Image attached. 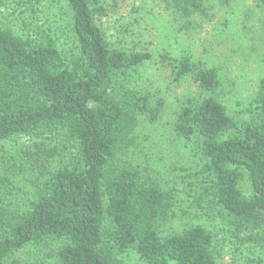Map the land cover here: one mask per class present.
Returning a JSON list of instances; mask_svg holds the SVG:
<instances>
[{
    "label": "trees",
    "instance_id": "obj_1",
    "mask_svg": "<svg viewBox=\"0 0 264 264\" xmlns=\"http://www.w3.org/2000/svg\"><path fill=\"white\" fill-rule=\"evenodd\" d=\"M18 1L33 14L44 0ZM202 2L171 0L172 14L189 19ZM256 2L264 11V0ZM59 3L75 41L70 53L50 32L0 22V143L32 141L17 167L25 198L0 175V264H32L30 255L46 253L55 264H129L132 254L140 264H222L220 241L202 223L163 235L175 195L131 158L143 121L162 111L133 82L151 53L118 42L104 0ZM173 61L175 75L191 77L203 94L181 107L173 131L200 143L207 209L230 219L238 235L252 234L264 226V79L259 116L237 122L218 100V69L189 56Z\"/></svg>",
    "mask_w": 264,
    "mask_h": 264
},
{
    "label": "rangeland",
    "instance_id": "obj_2",
    "mask_svg": "<svg viewBox=\"0 0 264 264\" xmlns=\"http://www.w3.org/2000/svg\"><path fill=\"white\" fill-rule=\"evenodd\" d=\"M202 1L201 12L182 20L172 14L171 0H104L108 25L118 42L151 53L152 59L140 67L133 82L151 96L153 105L162 104L157 121H143L131 158L175 195V217L163 225V235L202 223L220 241L222 264H264V226L252 234L238 235L230 219L218 211H208L205 190L209 176L203 172L200 143L183 141L173 131L181 107L203 96L191 77L175 75L173 59L182 56H189L198 66L218 69V100L237 122H250L259 116L255 101L264 79V11L256 0ZM35 12L18 0H0V22L20 33L27 28L34 29V34L50 32L62 51H74L64 4L44 0ZM31 143L25 138L0 143V175L13 179L21 199L27 187L17 167L24 148ZM242 174L240 188L249 197L250 182L247 174ZM197 200L207 210L199 207ZM29 257L34 259L32 264H55L51 253ZM126 261L140 264L133 254Z\"/></svg>",
    "mask_w": 264,
    "mask_h": 264
}]
</instances>
